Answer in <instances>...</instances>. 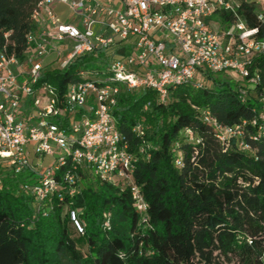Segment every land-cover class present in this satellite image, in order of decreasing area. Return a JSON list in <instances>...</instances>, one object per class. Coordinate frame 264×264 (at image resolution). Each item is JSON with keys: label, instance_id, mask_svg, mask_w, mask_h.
Listing matches in <instances>:
<instances>
[{"label": "trees", "instance_id": "trees-1", "mask_svg": "<svg viewBox=\"0 0 264 264\" xmlns=\"http://www.w3.org/2000/svg\"><path fill=\"white\" fill-rule=\"evenodd\" d=\"M39 1L0 0L5 57L24 61ZM238 1L234 12L216 11L209 21L229 27L239 18L262 36L255 4ZM105 63L104 52L83 56L65 69L42 71L36 85L60 94L77 72ZM254 75L253 86L213 76L197 88L182 84L162 102L153 90L116 84L111 115L130 157L127 183L87 168L69 195L58 173L63 199L39 201L31 192L38 169L17 171L0 160V264H264V53L250 59L247 78ZM204 113L216 125L239 126L240 134L218 139Z\"/></svg>", "mask_w": 264, "mask_h": 264}, {"label": "built area", "instance_id": "built-area-1", "mask_svg": "<svg viewBox=\"0 0 264 264\" xmlns=\"http://www.w3.org/2000/svg\"><path fill=\"white\" fill-rule=\"evenodd\" d=\"M246 1L255 4V18L264 24V0ZM57 5L67 6L71 16L56 12ZM239 5L238 0H40L24 61L0 53V160L17 171L38 169L31 192L39 201L54 194L63 199L59 180L74 194L78 172L87 168L108 182H129L130 157L111 115L116 84L153 90L161 102L169 88L208 85L217 72L233 71L244 86H253L258 77L247 78L248 66L264 53V32L259 37L258 28H247L239 18L229 27L209 21L214 12H234ZM98 52L106 54L104 67L80 70L63 93L36 85L42 71L65 69ZM245 90L239 88L241 94ZM202 118L215 126L220 140L241 132L239 126L216 125L208 113ZM63 121L67 128L60 126ZM131 194L142 210L135 187ZM103 226L108 228L107 220Z\"/></svg>", "mask_w": 264, "mask_h": 264}, {"label": "rangeland", "instance_id": "rangeland-1", "mask_svg": "<svg viewBox=\"0 0 264 264\" xmlns=\"http://www.w3.org/2000/svg\"><path fill=\"white\" fill-rule=\"evenodd\" d=\"M61 11H62V14H64V17L67 18V17H70L71 16V11L70 9H68L67 6H62L60 7ZM217 25H214L213 28L214 29H217ZM213 77L214 79H220V80H228L229 82L231 81L232 84L233 83H236V84H246L245 82L243 81H240L239 80V77L237 76V74L233 71H227L225 73H220V72H217L215 74H213ZM243 89V88H242ZM262 110L264 111V97H263V106H262ZM76 237V236H75Z\"/></svg>", "mask_w": 264, "mask_h": 264}, {"label": "crops", "instance_id": "crops-1", "mask_svg": "<svg viewBox=\"0 0 264 264\" xmlns=\"http://www.w3.org/2000/svg\"><path fill=\"white\" fill-rule=\"evenodd\" d=\"M60 7H61V5H57V6H55V8H54L55 11H56V12H61ZM207 84H209V82H208Z\"/></svg>", "mask_w": 264, "mask_h": 264}]
</instances>
